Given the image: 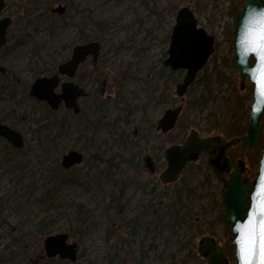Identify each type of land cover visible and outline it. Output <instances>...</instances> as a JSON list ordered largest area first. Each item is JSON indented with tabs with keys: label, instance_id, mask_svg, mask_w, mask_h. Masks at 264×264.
Wrapping results in <instances>:
<instances>
[{
	"label": "rangeland",
	"instance_id": "374dc122",
	"mask_svg": "<svg viewBox=\"0 0 264 264\" xmlns=\"http://www.w3.org/2000/svg\"><path fill=\"white\" fill-rule=\"evenodd\" d=\"M242 1L5 0L0 14L11 23L0 48V123L20 132L24 145L0 137V264H207L197 252L205 235L236 264L230 229L219 219L223 186L207 155L188 163L175 183L158 176L166 148L183 144L191 129L200 138L246 134L252 84L246 78L240 89L230 63ZM59 4L65 12L52 13ZM184 7L214 38V52L183 95L174 129L163 134L157 121L181 103L175 91L185 70L163 62ZM92 41L101 44L96 64L88 57L71 79L87 92L77 114L30 95L36 78L51 76L75 45ZM260 138L229 150L231 170L244 161L249 181L258 172ZM70 150L84 159L63 169ZM57 233L77 244L76 261L45 257L43 240Z\"/></svg>",
	"mask_w": 264,
	"mask_h": 264
},
{
	"label": "water",
	"instance_id": "95a60500",
	"mask_svg": "<svg viewBox=\"0 0 264 264\" xmlns=\"http://www.w3.org/2000/svg\"><path fill=\"white\" fill-rule=\"evenodd\" d=\"M5 7V0H0V13ZM66 7L62 4L51 9L52 13L63 14ZM11 23L8 16L1 17L0 14V48L6 44L7 27ZM234 37L231 66L239 70L240 89L244 81L252 84L253 100L248 110L249 123L246 134L242 137H233L229 142L222 140L220 136H207L200 138L195 129H191L183 144L172 145L164 151L166 160L165 169L160 172L158 178L163 184L175 183L182 170L190 162L198 160L202 153H207V165L212 168L216 179L222 183V204L226 210L220 214V221L230 229V242L234 246V257L236 264H240L238 245L235 243L239 233L234 231L237 223L244 224L250 212L255 211L254 204L264 199V191L261 188V177L264 176V147L258 164L256 177L248 182L242 181L241 176L245 171V162L239 161L235 169L231 170L229 158L225 151L241 142L246 146H254L260 142V133H264V121L260 118L264 114V95L258 91V86L253 79L252 70L258 67L259 49L256 52L245 51L246 46L254 37H264V0H243L238 7L234 17ZM259 43H264L260 39ZM214 38L203 28L198 26L197 19L192 11L181 8L175 15V24L170 34L168 56L163 65L171 70H185L182 81L176 85V95L180 97L181 103L167 109L157 121L156 130L163 134L173 130L182 110L183 95L189 85L195 80L197 73L208 62L214 52ZM101 44L97 41L85 44H77L72 48L71 56L57 65L56 72L51 76L38 77L31 84L30 95L39 101L45 102L51 110H57L60 105L72 109L75 114L79 112L78 99L85 97L87 92L84 88L74 83L71 79L75 77L79 66L91 57L95 65L100 54ZM6 68L0 65V74H4ZM61 77L68 80L62 81ZM59 87V91L56 89ZM0 137L10 142L15 148L24 145L23 136L15 128L0 123ZM217 149V153L215 150ZM84 159L82 152L70 150L61 158L63 169H70L80 164ZM146 166L152 171V161L149 157L145 159ZM226 179L225 174L229 173ZM43 250L46 258L58 257L62 260L76 261L77 244L69 242L66 233L47 235L43 240ZM198 254L206 259L207 264H229L219 241L209 235L202 236L197 246Z\"/></svg>",
	"mask_w": 264,
	"mask_h": 264
},
{
	"label": "clouds",
	"instance_id": "9594fccd",
	"mask_svg": "<svg viewBox=\"0 0 264 264\" xmlns=\"http://www.w3.org/2000/svg\"><path fill=\"white\" fill-rule=\"evenodd\" d=\"M253 208L255 211L250 213L255 212V218L251 221L246 240L245 233L240 228L243 224L237 223L234 227V231L239 233L235 243L238 245L240 264H264V201L261 202L259 207L254 204ZM249 215L246 223H249ZM242 241L246 247V254L243 257L240 255Z\"/></svg>",
	"mask_w": 264,
	"mask_h": 264
},
{
	"label": "snow or ice",
	"instance_id": "6c2138e0",
	"mask_svg": "<svg viewBox=\"0 0 264 264\" xmlns=\"http://www.w3.org/2000/svg\"><path fill=\"white\" fill-rule=\"evenodd\" d=\"M260 39H264V37H254L250 42V46L245 47V51H252L256 52L258 49L259 51V60L260 63L258 64V67L256 69L252 70L253 79L256 82L258 86V91L261 95H264V43H259L258 41ZM261 188L258 191H264V176L261 177ZM264 201L262 199L260 202H258L257 207L260 206L261 202ZM255 218V212L250 213L249 215V223L243 224L240 226L241 231L245 233V240L247 239V231L249 230L251 226V221ZM246 254V247L244 246V242L242 241L240 255L243 257Z\"/></svg>",
	"mask_w": 264,
	"mask_h": 264
},
{
	"label": "flooded vegetation",
	"instance_id": "af4514ba",
	"mask_svg": "<svg viewBox=\"0 0 264 264\" xmlns=\"http://www.w3.org/2000/svg\"><path fill=\"white\" fill-rule=\"evenodd\" d=\"M263 133V132H262ZM263 135H264V133H263ZM222 138V140H224V141H226V142H229L230 141V139H225V138H223V137H221ZM240 143V142H239ZM239 143H237V144H239ZM236 144V145H237ZM236 145H233V146H231V147H229L226 151H225V154H226V156L229 158V161H230V165H231V158H230V156H229V150L231 149V148H233L234 146H236ZM215 153H217V149L215 150ZM261 153H262V149H261ZM204 154H206L207 155V158H208V154L207 153H204ZM163 157H164V154H163ZM260 159V158H259ZM240 161V159H238L237 160V163ZM258 163H259V160H258ZM212 169V168H211ZM213 171V170H212ZM213 173H214V171H213ZM227 174V173H226ZM225 174V175H226ZM215 175V174H214ZM224 175V176H225ZM230 175V174H229ZM229 175L228 176H225V178L227 179L228 177H229ZM216 177V176H215ZM241 179H242V181L244 180V179H246V181H248V182H250L249 180H248V178L244 175V172H243V174H242V176H241Z\"/></svg>",
	"mask_w": 264,
	"mask_h": 264
},
{
	"label": "trees",
	"instance_id": "16d2710c",
	"mask_svg": "<svg viewBox=\"0 0 264 264\" xmlns=\"http://www.w3.org/2000/svg\"><path fill=\"white\" fill-rule=\"evenodd\" d=\"M49 110V109H48Z\"/></svg>",
	"mask_w": 264,
	"mask_h": 264
}]
</instances>
